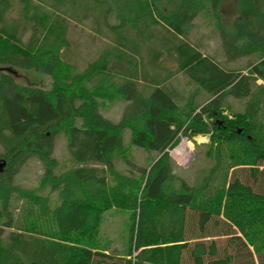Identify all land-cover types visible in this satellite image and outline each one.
Masks as SVG:
<instances>
[{"label":"trees","instance_id":"1","mask_svg":"<svg viewBox=\"0 0 264 264\" xmlns=\"http://www.w3.org/2000/svg\"><path fill=\"white\" fill-rule=\"evenodd\" d=\"M222 1L135 0L113 24L109 0H0V264H264V0H241L232 26L220 24L227 58L251 59L230 69L189 37ZM87 24L128 62L107 55L59 75L72 29ZM167 60L176 69L165 76ZM14 68L53 75L55 87L23 85ZM176 73L194 89H178ZM116 101L119 121L101 111ZM223 109L226 123L179 166L167 148ZM126 129L154 153L149 165L128 158ZM63 131L74 165L58 171ZM32 158L44 172L26 187L17 176ZM109 209L129 212L124 251L102 244Z\"/></svg>","mask_w":264,"mask_h":264},{"label":"rangeland","instance_id":"2","mask_svg":"<svg viewBox=\"0 0 264 264\" xmlns=\"http://www.w3.org/2000/svg\"><path fill=\"white\" fill-rule=\"evenodd\" d=\"M134 1L135 0H109L113 7L111 22L113 24H117L129 14H133L130 12L134 8ZM20 10V4L16 3L10 14H21ZM240 10L241 0H223L219 7L218 15H214L205 9V11H202V13L195 19L193 25L189 29V37L191 40L202 51L214 57L217 61L229 69L246 63L248 64L251 60L250 58L229 60L225 53L219 33L220 24L229 27L232 26L234 20L240 14ZM217 18L219 21H217ZM91 30L92 29L89 24L85 26V29L76 27L72 29L71 34L73 45L71 48L64 50L62 53L63 60L57 72L59 75L68 77L71 69L69 66L83 70L91 62L102 60V56L107 55H109L111 59L120 62H128L126 58L123 59L110 51L108 45H113V43L109 40L106 34L94 33ZM146 50L148 51V49ZM128 52L130 53V51ZM135 56L139 59H137V62L140 64V56L138 54ZM65 62H68L69 64ZM163 65L165 66V70L163 72L165 76L169 73L167 68L176 69V65L170 60L163 62ZM13 71L15 72L17 80L23 85L38 86L50 91L55 87V78L53 75L36 69L14 68ZM190 82L192 83V81L182 73H176L172 80V83L178 89L183 91H186L188 88L189 90L194 89L193 83L191 84ZM124 105L125 103L122 101L103 103L101 111L106 117L114 121H119L122 118ZM230 113L231 112L229 110L223 109L221 115L217 116L207 113L203 115L200 120L193 121L192 124L195 128L190 132L189 141L193 144L194 156L188 165L181 167L187 168L193 162L197 153V144L210 141L211 138L216 135L215 133L217 132V128L221 127L220 124L223 122L226 123L225 119ZM218 130H221V128ZM131 138V131L126 129L124 133V143L126 151L129 155L128 158L142 165H149L154 157V153L133 144ZM178 142L180 143L181 139H179ZM54 156L59 162L58 171L74 165V161L68 148V137L64 131L56 138ZM126 165L128 164L125 162V166ZM122 168L127 173L131 171V169L127 167L125 168L124 165H121L120 169ZM43 172L44 167L42 162L36 158H32L22 167V170L17 176V182L26 187L34 186ZM128 227V211L122 209H109L105 213L104 221L101 227L103 246L110 249L118 248L120 251L126 250L129 243Z\"/></svg>","mask_w":264,"mask_h":264},{"label":"built area","instance_id":"3","mask_svg":"<svg viewBox=\"0 0 264 264\" xmlns=\"http://www.w3.org/2000/svg\"><path fill=\"white\" fill-rule=\"evenodd\" d=\"M180 139L181 142L177 143L176 145L172 146V147H168L167 148V152L169 153V155L171 156V158L180 166H186L188 165V163L192 160L193 156H194V149L193 148H188V150L186 151L185 155H180L179 154V149L181 148V146L184 144V142H191L189 141V136L187 135H182L180 133Z\"/></svg>","mask_w":264,"mask_h":264},{"label":"bare ground","instance_id":"4","mask_svg":"<svg viewBox=\"0 0 264 264\" xmlns=\"http://www.w3.org/2000/svg\"><path fill=\"white\" fill-rule=\"evenodd\" d=\"M188 148H193V144L192 142H184V144L181 146V148L179 149V154L182 156V155H185L186 151L188 150Z\"/></svg>","mask_w":264,"mask_h":264},{"label":"water","instance_id":"5","mask_svg":"<svg viewBox=\"0 0 264 264\" xmlns=\"http://www.w3.org/2000/svg\"><path fill=\"white\" fill-rule=\"evenodd\" d=\"M5 165H6V161L3 162L0 161V170H2Z\"/></svg>","mask_w":264,"mask_h":264}]
</instances>
